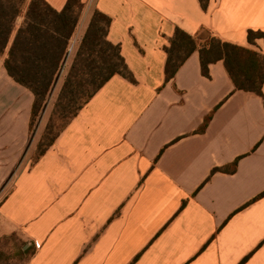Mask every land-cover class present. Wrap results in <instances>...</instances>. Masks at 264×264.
<instances>
[{"label": "crops", "instance_id": "1", "mask_svg": "<svg viewBox=\"0 0 264 264\" xmlns=\"http://www.w3.org/2000/svg\"><path fill=\"white\" fill-rule=\"evenodd\" d=\"M83 3L69 57L98 10L134 81L112 76L29 161L34 95L0 56V239L35 246L27 264H264V83L235 89L223 60L205 76L198 51L165 79L177 27L264 54V0Z\"/></svg>", "mask_w": 264, "mask_h": 264}, {"label": "trees", "instance_id": "2", "mask_svg": "<svg viewBox=\"0 0 264 264\" xmlns=\"http://www.w3.org/2000/svg\"><path fill=\"white\" fill-rule=\"evenodd\" d=\"M26 0H0V56L6 55L4 66L9 75L34 95L31 110L32 126L45 103L67 52L68 44L79 20L83 0H67L60 10L46 0H29L22 23L16 27L15 20L22 13ZM206 8L208 0H200ZM111 18L95 10L84 36L67 71L60 94L55 103L64 124L47 138L35 161L54 143L62 129L79 113L97 91L114 75L119 74L134 81L120 45L107 39ZM264 38V32L248 30L247 39ZM167 60L165 79H171L185 60L198 51L201 71L209 75V64L223 60L235 89L254 92L263 97L264 54L250 48L211 36L203 42L176 28L169 45L165 46ZM217 168L220 171H234ZM216 170V169H215ZM31 248L29 257L34 253ZM29 259V258H28Z\"/></svg>", "mask_w": 264, "mask_h": 264}, {"label": "rangeland", "instance_id": "3", "mask_svg": "<svg viewBox=\"0 0 264 264\" xmlns=\"http://www.w3.org/2000/svg\"><path fill=\"white\" fill-rule=\"evenodd\" d=\"M28 2L29 0L25 1L22 13L15 20L16 27H18L24 19ZM84 6L85 3H83L82 8L79 9V17ZM70 43L71 39L62 65L58 71V73H60L56 76V81L47 94L43 108L39 115L34 119L31 126L33 137L37 138V143L35 148L29 153V161H35L39 151L44 146L47 138H43L42 136L47 126L51 125L48 134L52 135L64 124L63 118L58 115L59 108L55 107V103L57 102L67 71L72 63V58L69 57ZM3 193L1 191V195ZM32 247L33 245L28 243V241L23 240L18 234L12 233L2 237L0 239V264H27Z\"/></svg>", "mask_w": 264, "mask_h": 264}]
</instances>
